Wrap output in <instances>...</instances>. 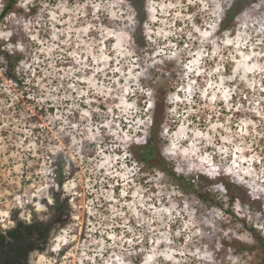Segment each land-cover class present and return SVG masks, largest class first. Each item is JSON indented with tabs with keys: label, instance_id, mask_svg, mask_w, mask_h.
Wrapping results in <instances>:
<instances>
[{
	"label": "rangeland",
	"instance_id": "1",
	"mask_svg": "<svg viewBox=\"0 0 264 264\" xmlns=\"http://www.w3.org/2000/svg\"><path fill=\"white\" fill-rule=\"evenodd\" d=\"M230 1L146 0L138 48L123 0H19L0 21V49L22 57L15 82L0 54V229L66 221L32 264H264L233 247L253 243L250 226L264 236V0L220 32ZM164 73L161 153L222 208L131 155Z\"/></svg>",
	"mask_w": 264,
	"mask_h": 264
},
{
	"label": "trees",
	"instance_id": "2",
	"mask_svg": "<svg viewBox=\"0 0 264 264\" xmlns=\"http://www.w3.org/2000/svg\"><path fill=\"white\" fill-rule=\"evenodd\" d=\"M19 0H6L0 11V21L11 12L18 11L17 3ZM127 3L132 11V22L133 27L129 33V37L132 42L138 48L141 44L140 41H144L145 37L143 35V26L147 22L148 13L146 0H123ZM256 0H231L225 7H221V14L217 21V30L220 32L233 30L236 26V20L238 15L249 5L255 3ZM0 54L5 61V70L3 71L5 78L18 81V76L16 75V66L22 60L19 53H8L5 50L0 49ZM150 92L152 93V98L150 100L149 106L150 112L147 116V135L141 143L133 144L130 147V152L135 161L142 163L146 168L158 171L163 174L168 175L175 186H177L181 191H186L187 189H193L197 197L202 201L213 202L216 206L220 208L223 207V199L218 197L209 187H200V189H194L195 185L201 180L202 175H184L174 171V167L167 161V159L162 155L160 150V144L163 140L162 127L167 123V114L169 110V105H167V94L169 88V80L166 78L165 73L158 79H151L148 81ZM147 94V93H146ZM146 110H149L147 108ZM64 161H59L55 163V171L57 178V185L62 186L66 176L64 173ZM202 182V181H201ZM222 185L225 189V199L230 205H233L236 200L242 201V195L238 193L240 186L235 182L220 180L219 182H212L210 186ZM204 186V185H203ZM246 195L245 193L243 196ZM53 200L57 204V207L62 209L64 203L59 200L58 195H53ZM60 225L62 226L66 221L62 217ZM19 225H27L29 232L31 229L38 228L39 221L34 220L33 224L24 222L22 220H16ZM249 233L253 239V243H245L240 240L233 241L234 249L238 251H247L249 253H255V257L259 258V262H264V236L263 234L253 226L249 227ZM50 237V236H49ZM43 249V248H42ZM41 249V250H42ZM40 250V251H41Z\"/></svg>",
	"mask_w": 264,
	"mask_h": 264
},
{
	"label": "flooded vegetation",
	"instance_id": "3",
	"mask_svg": "<svg viewBox=\"0 0 264 264\" xmlns=\"http://www.w3.org/2000/svg\"><path fill=\"white\" fill-rule=\"evenodd\" d=\"M34 220L29 221L33 224ZM39 223L38 228L29 232L27 225L14 223L10 227L0 229V264H32L34 255L47 243L55 225L61 219Z\"/></svg>",
	"mask_w": 264,
	"mask_h": 264
}]
</instances>
